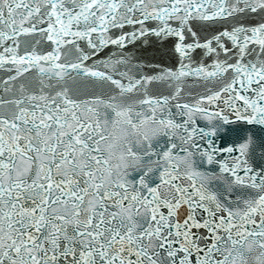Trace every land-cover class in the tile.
Returning <instances> with one entry per match:
<instances>
[{"label":"snow or ice","instance_id":"obj_1","mask_svg":"<svg viewBox=\"0 0 264 264\" xmlns=\"http://www.w3.org/2000/svg\"><path fill=\"white\" fill-rule=\"evenodd\" d=\"M0 264H264V0H0Z\"/></svg>","mask_w":264,"mask_h":264}]
</instances>
